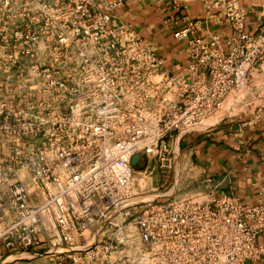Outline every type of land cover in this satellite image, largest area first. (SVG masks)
Wrapping results in <instances>:
<instances>
[{
	"label": "built area",
	"instance_id": "2783aa9c",
	"mask_svg": "<svg viewBox=\"0 0 264 264\" xmlns=\"http://www.w3.org/2000/svg\"><path fill=\"white\" fill-rule=\"evenodd\" d=\"M167 1L185 43L172 71L119 19L125 0H0L33 9L0 23V264L264 261V199L173 188L185 137L264 129V21L248 32L241 0ZM213 24L230 36H203Z\"/></svg>",
	"mask_w": 264,
	"mask_h": 264
},
{
	"label": "crops",
	"instance_id": "0c3cea01",
	"mask_svg": "<svg viewBox=\"0 0 264 264\" xmlns=\"http://www.w3.org/2000/svg\"><path fill=\"white\" fill-rule=\"evenodd\" d=\"M110 1V0H108ZM246 12V30L254 33L264 21V0H241ZM175 13L167 0H125L118 17L135 33L152 45L165 61L168 71L184 65L185 43L173 40ZM185 16L191 20L203 17L198 1L192 3ZM203 36L217 33L230 36L227 25L204 26ZM264 82V80H263ZM179 178L173 188L177 195L203 190L202 182L211 180L213 187L233 196L244 205H256L264 199V129L246 127L242 120L224 121L208 132L191 134L179 145ZM264 246V237L257 240ZM38 264V263H31ZM247 264H264L259 263Z\"/></svg>",
	"mask_w": 264,
	"mask_h": 264
},
{
	"label": "rangeland",
	"instance_id": "374dc122",
	"mask_svg": "<svg viewBox=\"0 0 264 264\" xmlns=\"http://www.w3.org/2000/svg\"><path fill=\"white\" fill-rule=\"evenodd\" d=\"M18 15L22 17L23 22H28L29 20L33 21V9H32L31 15L28 12H26V13L14 12V13L8 14V13L2 12V10L0 9V23L8 22L7 20L12 19L13 17L18 18ZM162 181H163V179H160L159 175L155 176V178L153 180V186L155 187L156 190H158L156 187L161 188ZM170 187H171V184L169 183V184H167L166 188L163 189V191L164 192L167 191ZM159 202L164 203L165 200H160Z\"/></svg>",
	"mask_w": 264,
	"mask_h": 264
},
{
	"label": "water",
	"instance_id": "95a60500",
	"mask_svg": "<svg viewBox=\"0 0 264 264\" xmlns=\"http://www.w3.org/2000/svg\"><path fill=\"white\" fill-rule=\"evenodd\" d=\"M139 160H140L139 156L133 157V159L131 160V166L135 167L138 164Z\"/></svg>",
	"mask_w": 264,
	"mask_h": 264
}]
</instances>
